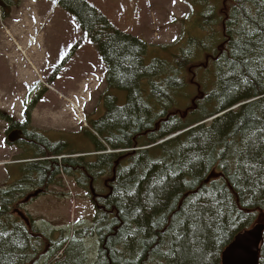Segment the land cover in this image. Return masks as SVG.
<instances>
[{
    "label": "trees",
    "instance_id": "1",
    "mask_svg": "<svg viewBox=\"0 0 264 264\" xmlns=\"http://www.w3.org/2000/svg\"><path fill=\"white\" fill-rule=\"evenodd\" d=\"M56 1L106 67V115L78 141L103 154L33 135L50 153L15 166L44 194L71 179L89 191L96 214L71 240L56 241L55 230L48 239L33 219L11 217L26 198L18 181L0 191V264L34 263L29 252L42 264H222L235 238L264 222V0H235L222 19L226 48L212 59L216 80L194 85L184 82L188 50L167 55L171 63L160 59L172 51L163 46L150 62L152 45L86 0ZM17 3L0 0L10 10ZM114 91L127 95L123 104ZM174 97L191 105L185 113L169 112ZM47 239L46 257L35 244ZM88 239L97 241L92 260Z\"/></svg>",
    "mask_w": 264,
    "mask_h": 264
},
{
    "label": "rangeland",
    "instance_id": "2",
    "mask_svg": "<svg viewBox=\"0 0 264 264\" xmlns=\"http://www.w3.org/2000/svg\"><path fill=\"white\" fill-rule=\"evenodd\" d=\"M86 1L115 28L152 45L150 62L157 58V49L163 46L172 51L160 59L167 58L171 63L174 59L167 55H177L185 49L188 57L184 62L188 66L184 82L194 85L216 80L212 59L226 48L222 19L235 0H202L200 6L193 5L190 0ZM17 4L18 7L11 10L0 4V91L3 96L0 109L12 110L14 107L19 113L24 108L21 106L24 99L32 94L43 95L34 116L38 127L44 128L33 129L35 133H45L53 143H68L71 139L76 150L92 152L87 156L102 155L94 152L95 146L90 142V146L78 145L80 137L84 139L85 131H92L90 121L102 119L107 112V103L103 99L108 91L106 67L98 50L82 32L77 20L56 0H18ZM216 27L218 29L214 30ZM32 39L34 43L31 44ZM112 94L120 100H114L116 104L125 102V93L114 91ZM80 99L83 102L79 109H82L87 126L79 123V115L73 111L72 102ZM177 99H171L169 112L185 113L191 105L173 103ZM6 130L0 129V190L22 181L25 187L20 196L26 197L21 201L19 211L13 212L11 217L23 221L25 215L33 219L36 229L48 232V239L53 238L51 233L55 230L56 241L63 237L68 238L66 241L71 240L76 231L90 225L95 218L89 191L79 189L71 179L63 177L61 185L51 186L47 194L29 197L27 201L28 196L42 189L34 186L30 178L24 176L26 172L21 173L14 163L21 157L37 160L50 150L48 147L37 150L42 148L41 145L34 148L24 144L8 145ZM8 164L12 168H7ZM62 230L64 235H61ZM48 239L42 240L41 246L35 244L39 251L44 248L46 257L50 248L44 242ZM96 243L95 239L87 240L91 260L96 254ZM26 255L34 261L29 264H42L43 260L36 261L30 252Z\"/></svg>",
    "mask_w": 264,
    "mask_h": 264
},
{
    "label": "flooded vegetation",
    "instance_id": "3",
    "mask_svg": "<svg viewBox=\"0 0 264 264\" xmlns=\"http://www.w3.org/2000/svg\"><path fill=\"white\" fill-rule=\"evenodd\" d=\"M1 92L2 91H0V94ZM2 98L3 96L1 94L0 100H2ZM40 98L41 97L37 94L32 95L30 99L26 98L21 104L24 108H22L19 113L16 112L14 107L11 108L12 110L0 109V122L3 123V125H0V129H7L5 132V142L8 145H18L22 143L30 148L41 145L43 149L42 139H37L36 136H33L39 135L46 141L49 140L44 135L45 133H35V130H33L44 128L38 127V123L36 122V118L34 116L37 112L39 104L41 103ZM15 100L16 99H14V101Z\"/></svg>",
    "mask_w": 264,
    "mask_h": 264
},
{
    "label": "water",
    "instance_id": "4",
    "mask_svg": "<svg viewBox=\"0 0 264 264\" xmlns=\"http://www.w3.org/2000/svg\"><path fill=\"white\" fill-rule=\"evenodd\" d=\"M197 126L199 125L190 129H194ZM39 193L37 192L35 197ZM263 238L264 224H258L253 229L238 235L233 243L224 251L222 264H259L260 248Z\"/></svg>",
    "mask_w": 264,
    "mask_h": 264
},
{
    "label": "built area",
    "instance_id": "5",
    "mask_svg": "<svg viewBox=\"0 0 264 264\" xmlns=\"http://www.w3.org/2000/svg\"><path fill=\"white\" fill-rule=\"evenodd\" d=\"M79 108H80V104L76 103L75 106H74V109L78 113L80 121H83V119H82L83 118L82 109H79Z\"/></svg>",
    "mask_w": 264,
    "mask_h": 264
},
{
    "label": "bare ground",
    "instance_id": "6",
    "mask_svg": "<svg viewBox=\"0 0 264 264\" xmlns=\"http://www.w3.org/2000/svg\"><path fill=\"white\" fill-rule=\"evenodd\" d=\"M21 49V48H20Z\"/></svg>",
    "mask_w": 264,
    "mask_h": 264
}]
</instances>
